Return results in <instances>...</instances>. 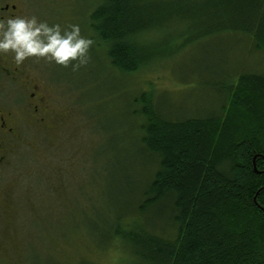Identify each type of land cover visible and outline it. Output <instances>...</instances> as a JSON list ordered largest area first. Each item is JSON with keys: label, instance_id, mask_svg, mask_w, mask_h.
<instances>
[{"label": "trees", "instance_id": "trees-1", "mask_svg": "<svg viewBox=\"0 0 264 264\" xmlns=\"http://www.w3.org/2000/svg\"><path fill=\"white\" fill-rule=\"evenodd\" d=\"M88 27L120 77L212 37L264 57V0H94ZM237 64L214 111L165 114L152 89L130 97L145 169L104 236L126 250L120 264H264V67Z\"/></svg>", "mask_w": 264, "mask_h": 264}, {"label": "rangeland", "instance_id": "rangeland-1", "mask_svg": "<svg viewBox=\"0 0 264 264\" xmlns=\"http://www.w3.org/2000/svg\"><path fill=\"white\" fill-rule=\"evenodd\" d=\"M93 1L27 0V13L78 23L93 40ZM228 42L224 36L203 39L121 77L94 41L88 63L75 71L33 58L57 83L56 108L66 120L60 131L30 132L0 169V264H120L126 250L115 240L107 244L104 236L112 222L125 223L121 207L145 169L138 120L129 114L139 106L128 101L152 89L165 114L214 111V90L228 81L220 75L224 69L234 70L237 60L238 72L264 67V57L249 46L239 56ZM183 55L181 77L175 64Z\"/></svg>", "mask_w": 264, "mask_h": 264}, {"label": "flooded vegetation", "instance_id": "flooded-vegetation-1", "mask_svg": "<svg viewBox=\"0 0 264 264\" xmlns=\"http://www.w3.org/2000/svg\"><path fill=\"white\" fill-rule=\"evenodd\" d=\"M9 12L28 14L27 0H6L0 15ZM33 58L16 66L9 56H0V169L30 132L60 131L66 120L56 108L57 83Z\"/></svg>", "mask_w": 264, "mask_h": 264}, {"label": "clouds", "instance_id": "clouds-1", "mask_svg": "<svg viewBox=\"0 0 264 264\" xmlns=\"http://www.w3.org/2000/svg\"><path fill=\"white\" fill-rule=\"evenodd\" d=\"M5 2L0 0V9ZM92 44L78 23L62 25L22 12L0 15V56H9L16 66L34 57L75 71L88 63Z\"/></svg>", "mask_w": 264, "mask_h": 264}]
</instances>
